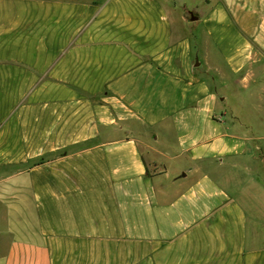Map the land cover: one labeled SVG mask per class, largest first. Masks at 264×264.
<instances>
[{
    "label": "crops",
    "instance_id": "obj_1",
    "mask_svg": "<svg viewBox=\"0 0 264 264\" xmlns=\"http://www.w3.org/2000/svg\"><path fill=\"white\" fill-rule=\"evenodd\" d=\"M158 2L0 0V264H264V0L198 9L230 111Z\"/></svg>",
    "mask_w": 264,
    "mask_h": 264
},
{
    "label": "rangeland",
    "instance_id": "obj_2",
    "mask_svg": "<svg viewBox=\"0 0 264 264\" xmlns=\"http://www.w3.org/2000/svg\"><path fill=\"white\" fill-rule=\"evenodd\" d=\"M165 9L168 17L169 23L175 27V41L179 42L184 39L187 41L190 48L189 56L187 58L186 64L190 72L194 77H206L210 79L214 86L217 87L215 82L221 79V85H219L218 90L221 91V96L226 99V107L228 111L232 109L237 100V94L241 93L243 90L240 88L242 86L239 82H233V78L229 75V68L225 63V59L221 55L217 46L212 41L207 40L206 36L203 34L201 29L198 27L199 12L198 9L204 10L205 4L204 0H157ZM190 14L197 17V20L190 21ZM198 65L195 66V62ZM179 64V62H176ZM224 77V78H223ZM240 95V94H239ZM250 122H264V114L262 115H250L246 116ZM151 171V170H150ZM31 210L33 216V204L31 203ZM32 228L35 226V220L31 219ZM59 251L74 250V251H89L90 242H77L59 245ZM64 261H69L65 258L54 259L53 264H62ZM75 262L74 260H72ZM82 261H85L84 259ZM81 261V262H82ZM78 263V262H75Z\"/></svg>",
    "mask_w": 264,
    "mask_h": 264
},
{
    "label": "water",
    "instance_id": "obj_3",
    "mask_svg": "<svg viewBox=\"0 0 264 264\" xmlns=\"http://www.w3.org/2000/svg\"><path fill=\"white\" fill-rule=\"evenodd\" d=\"M189 19H190V21H195V20H197V17L192 15V14H190V18ZM194 65L197 66L198 62L196 61Z\"/></svg>",
    "mask_w": 264,
    "mask_h": 264
}]
</instances>
